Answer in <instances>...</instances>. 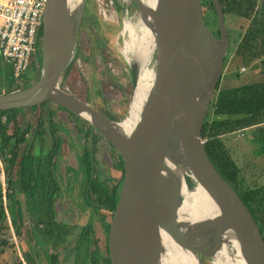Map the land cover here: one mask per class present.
Instances as JSON below:
<instances>
[{"label": "water", "instance_id": "obj_1", "mask_svg": "<svg viewBox=\"0 0 264 264\" xmlns=\"http://www.w3.org/2000/svg\"><path fill=\"white\" fill-rule=\"evenodd\" d=\"M127 1L153 43L147 65L152 83L129 130L121 123L135 112L141 51L127 61L130 102L121 119L108 117L90 100L61 87L75 55L88 0H47L39 75L29 86L1 94L0 111L51 103L91 126L120 156L123 175L107 238L110 264H180L170 258L162 241L165 236L195 264H214L221 251L229 258L236 253L244 264H264V241L255 221L216 171L201 142L230 44L219 0H211L218 36L204 23L201 0H154L153 5L123 0ZM132 38L134 42L140 35ZM195 185L205 191L216 213L182 219L181 189Z\"/></svg>", "mask_w": 264, "mask_h": 264}, {"label": "rangeland", "instance_id": "obj_2", "mask_svg": "<svg viewBox=\"0 0 264 264\" xmlns=\"http://www.w3.org/2000/svg\"><path fill=\"white\" fill-rule=\"evenodd\" d=\"M120 1L123 0H101V6H99V0H91L89 2V7L87 12L84 13L78 36L77 47L73 57V68L72 70H68L64 75L61 87L82 99H90L91 104L106 115L121 119L125 116L129 106L131 91L129 68L124 59L123 52L126 46H132L134 42L127 32L122 33L124 16L117 6L121 4ZM103 9L105 10V14L102 12ZM127 14L132 25L137 24L138 12L130 2L128 3ZM103 15H106V17ZM104 18H107V20L105 21ZM242 25L243 21L234 16H226L225 18L226 29L233 38H236ZM210 29L213 34H216L215 27H211ZM139 35L140 33L135 29L134 36L139 37ZM130 56L131 54L129 53L128 58ZM37 57H40L39 51L34 58L36 63L38 62ZM231 58L232 56L229 57V63L227 62L228 64L223 70L219 88L228 89L250 82L252 72L244 65L239 64L237 60L234 61L233 65L234 67L239 65L238 74L240 75L236 77L237 70H232L234 67L231 65ZM257 63L258 61H256ZM241 68H245L242 73L240 72ZM258 70H254V72H258ZM26 73L28 78L33 77V81L39 75V71H36L34 74L32 68L28 69ZM253 74L256 77L260 76V73L258 76L255 73ZM48 110L57 111V107L48 103L42 112L45 127L49 118ZM26 113L23 121L34 122V118H31L33 111L29 110ZM35 113L37 112L35 111ZM73 119L66 112L57 111L54 115V121L57 125L59 124L60 128L57 130L58 133L56 135L61 139L58 155L53 159L57 168L55 169L54 177L58 187L62 191V197L58 200L59 202L56 206V220L65 226L61 229L66 234L72 231V234L66 237L69 244H73V238L75 239L80 233L78 229L80 228L78 218L81 216L79 207L85 208L81 195L84 189L83 186H85L84 173L79 171V160L84 150L89 147L94 151V167L96 172L92 176L93 181L104 183V187L106 188L110 184L116 183L120 178V172L116 167L118 159L114 149L99 136L94 137L93 139L95 140L93 142L90 138L87 139L85 134L88 124H85L84 131L78 133ZM228 138L234 139L235 137L229 136ZM229 143L230 140L227 144ZM50 144V138L46 135L45 148L47 149ZM232 153V158L239 167L244 184L248 187L254 185L264 186V141L256 142L250 138L245 142L239 141L238 145L232 148ZM74 171L79 173L76 174ZM82 224L81 226H83ZM26 226L22 230L25 233V237L27 233ZM92 226L95 230L94 239L98 240V242L101 239L103 243L104 234L102 226L98 224L96 217L92 218ZM1 232L7 234L4 235L6 245L2 246L3 252L0 253V264H16L17 252L22 254L24 264H31V261L34 264H49L48 259L52 254L68 251L66 249L68 245L66 240L61 241L60 245L56 244L57 249L53 250L41 244L39 240H36L39 245L36 244L35 252H31V244L33 242H27L23 246L19 245L20 239L14 235L13 229L9 225L5 229H2ZM102 243H96V247L101 246ZM23 247L25 252L23 251ZM72 257L70 254L60 255L61 261L57 259V263L73 264L74 259Z\"/></svg>", "mask_w": 264, "mask_h": 264}, {"label": "trees", "instance_id": "obj_3", "mask_svg": "<svg viewBox=\"0 0 264 264\" xmlns=\"http://www.w3.org/2000/svg\"><path fill=\"white\" fill-rule=\"evenodd\" d=\"M219 2L223 10L224 22L226 16H234L243 21V25L240 26L241 30L238 31L236 38H233L227 30L230 44L228 54L224 60L223 70L229 63V57L232 56L231 65L237 60L239 64L244 65L251 72L257 69L261 72L259 77H255L251 79L250 82L243 83L237 87L228 89L219 88L220 82L218 83L215 94L205 115L201 139L206 140L203 143V148L210 162L216 171L237 193L255 221L264 241V186L254 185L248 187L244 184L239 167L232 158L231 149L224 142L225 138L229 136L235 137V134L238 132L244 133L243 136H245L243 139L245 141H247L248 138L256 142L264 141V0H219ZM201 5L204 9V23L209 29L215 27L216 34L214 35L218 36L216 14L211 0H201ZM256 61H258L257 64ZM39 62L40 58H38L37 63L33 58L28 69L32 68L35 74V72L38 71ZM73 63L74 59L69 70H72ZM236 67L232 68V70H237L236 77H239V65ZM0 68V94L18 90L20 87H11L13 80L10 69L7 66H2L1 61ZM26 74L24 76L25 78H27ZM251 75H253V73ZM32 82L33 80L30 79L29 84ZM47 104L48 102L33 107L39 111L37 117L39 129L45 122L42 117V112L47 107ZM57 109L58 111L66 112L70 115L62 108ZM5 112L15 111H3L1 113ZM55 113H57V111L48 110V123L50 125L53 140L52 159L58 155V148L60 146L59 137L55 135V131L59 129L54 121ZM107 116L116 119V117H112L111 115L107 114ZM73 121L79 125L83 124L85 126L86 124L78 119H73ZM87 126L85 136L87 139L90 138L93 142V140H95L93 138L99 135L91 126ZM83 128L84 127L80 125V127L77 128L78 132H81ZM116 155L118 159L116 167L120 172V178L115 184L109 185L106 188L104 187V183L93 181L92 176L96 172L94 167V151L88 147L84 150L79 160L80 170L85 174L87 179L84 200L86 205L94 212L99 213L102 218L111 217L122 180V161L117 153ZM58 196L59 192L55 179L53 180V190L50 195H36L37 201L41 203V206H38L37 209L38 221L35 225L38 235L34 237H40L42 240L41 243L45 242L46 236H51L55 230H59L60 225L55 221L56 216L54 210V204ZM8 197L12 200V195ZM27 197L33 199L35 196L31 195ZM10 214L13 215L12 211H10ZM4 220V211L0 209V223ZM40 225L42 227H39ZM86 232L85 230L83 236H85ZM5 244V242L0 243V253L3 252L1 247ZM90 259L91 264H96L92 257H90ZM49 260L50 264H57L55 255L52 254ZM102 264H110L108 257L102 260Z\"/></svg>", "mask_w": 264, "mask_h": 264}, {"label": "flooded vegetation", "instance_id": "obj_4", "mask_svg": "<svg viewBox=\"0 0 264 264\" xmlns=\"http://www.w3.org/2000/svg\"><path fill=\"white\" fill-rule=\"evenodd\" d=\"M90 1L91 0H88L87 2L85 12H87L88 10ZM120 2H121L120 4L121 6L119 4L117 5L119 10L122 11V15L124 16V18L127 21H129L130 24H132L130 18L127 17L129 1H127L126 3H124L123 1ZM106 20L107 18H105V21ZM122 33H125L123 31V28H122ZM123 53H124L123 54L124 59L127 62L128 57L126 56L125 52ZM71 64L69 65V67H71ZM32 78L33 77L31 78L23 77V79L19 82L13 81L11 87L13 88L20 87L19 89L27 87L30 85L29 81ZM29 110L33 111L31 118L32 119L34 118V122L23 121V119L25 118V114H27L26 112ZM10 111H15V112L1 113L3 111H0V209H2L5 214V220L2 223H0V243L5 242L4 235L7 234L5 232L2 233L1 230L5 229L9 225L10 228L13 229L14 235L18 237V239H20L19 245L23 246V244L26 245L27 242H31V243L33 242L31 244L32 246L31 252H35L34 250L36 244L39 245V243H37L36 240H40V243L42 241L40 237H34L35 235H38L35 225L38 221L37 209L38 206H41V203L37 201L36 195L41 196V195L51 194L53 190V180L55 179L54 173H55V169H57L56 163L52 159V155H53L52 132L50 130V125L48 122L46 127L44 122L41 128L40 129L38 128L39 127V124L37 122L38 109L25 108V109L10 110ZM35 111L37 113H35ZM80 125L84 127L82 130L84 131L85 126L83 124ZM80 125L76 123V130L77 128L80 127ZM57 130L55 131L56 132L55 135L58 133ZM46 135L49 136L51 143L47 149L45 148L46 145H44ZM59 143L61 146L60 138H59ZM79 171L82 172L80 168ZM74 173L77 174L79 172L74 171ZM83 177H84L83 179L85 180V186H83L84 189L82 190L81 195H82V202H84L85 208L79 207L81 216L80 218H78L79 221L78 225L80 227L78 229L80 233L75 237V239L73 238V244H69V242L66 240V237L68 235H71L72 231H70L69 234H66L65 231H62L61 229L62 227L65 226L59 221L57 222L56 220L57 218L56 206L59 202L58 200L62 197V191L57 185L59 196L55 201L54 210L56 216L55 221L57 222V224L60 225V227L59 230H55V232L51 236H46V240H44L45 242L41 243L43 245L50 247L53 250V249H57L56 244L60 245L61 241L66 240V243L68 244L66 249H68V251H66L65 253L58 252L53 254L55 255L56 262L57 259L58 260L60 259V255L63 256L64 254L65 255L70 254L73 256L72 257L74 259L73 264H81V263L91 264L90 257L94 259V263L96 264H102V260L106 257H108L109 260L107 238L109 231V222L111 217L102 218L99 213L94 212L90 207L86 205V202L84 200V191L86 189L87 179L85 174ZM9 195H12V200L8 197ZM31 195L35 197L33 199H31V197L29 198L27 197ZM10 211H12L13 215L10 214ZM93 217L97 218L98 224L102 226V230L104 234L103 243L102 240L100 239V242L102 244L101 246L99 245L98 247H96V243L100 244V242L94 239L95 230L92 226ZM81 224L83 226H81ZM25 225H27L26 237H25V233L22 232ZM39 227L42 226L40 225ZM85 230L87 232L85 236H83ZM23 251L25 252L24 247H23ZM49 259L48 262L50 264ZM59 261H61V259ZM207 262L208 261H204V264H211L210 262L208 263ZM16 263L24 264V261L22 259V254L19 252H17L16 254ZM31 264H34L33 261H31Z\"/></svg>", "mask_w": 264, "mask_h": 264}, {"label": "built area", "instance_id": "obj_5", "mask_svg": "<svg viewBox=\"0 0 264 264\" xmlns=\"http://www.w3.org/2000/svg\"><path fill=\"white\" fill-rule=\"evenodd\" d=\"M46 3L47 0H0V61L10 69L14 82L23 79L40 50ZM236 137L242 138L243 133L238 132ZM205 141L201 139L202 144Z\"/></svg>", "mask_w": 264, "mask_h": 264}, {"label": "bare ground", "instance_id": "obj_6", "mask_svg": "<svg viewBox=\"0 0 264 264\" xmlns=\"http://www.w3.org/2000/svg\"><path fill=\"white\" fill-rule=\"evenodd\" d=\"M145 1L150 5L154 4V0H145ZM101 4L102 2L101 0H99V6H101ZM102 12L105 14L104 9ZM104 17H106V15ZM135 29H137L138 32L140 33V39L137 38L134 40V42H136L137 44L136 48H134L133 45L126 46L124 52L126 56L128 57L129 53L132 55L133 53L137 51H141L140 55L142 58L143 67H142V70L139 76L137 90L135 93V98H134V103H133V110L135 112H132L131 117L129 116V118H127L121 123L122 127L125 130H129L132 127L136 109L138 105L140 104V102L142 101V99L144 98V95L147 89L150 87L152 83V79H153L151 70L147 68L148 56L153 49V43H152L151 37H149L150 36L149 31L141 23L137 22V24L132 25L130 24L129 21H127L124 18L123 31L127 32L131 36L132 40H133L132 36L135 34ZM127 60L129 61L130 58H127ZM180 194H181L182 202H181V206L179 209V216L182 219H194L198 217L202 218V217L212 216L216 213L214 205L211 203L210 199L208 198L205 191L201 188V186L195 185L192 188L182 187ZM162 241H163L164 246L167 248L169 252L168 254L170 258L172 259V261L177 260L178 262H180V264H195L192 256L187 253H182L171 242V240L168 237L166 236L163 237ZM232 253H233L232 258H229L226 252L221 251L219 254H217L214 257L213 263L214 264H244L242 259L236 253L234 252ZM166 262L170 263L169 260H166Z\"/></svg>", "mask_w": 264, "mask_h": 264}, {"label": "crops", "instance_id": "obj_7", "mask_svg": "<svg viewBox=\"0 0 264 264\" xmlns=\"http://www.w3.org/2000/svg\"><path fill=\"white\" fill-rule=\"evenodd\" d=\"M261 71L260 70H258V72L256 71V72H252V73H255V74H257V76H258V74L260 73ZM253 77H256V75H252V77L250 78V80L251 79H254ZM244 134V133H243ZM236 135V134H235ZM245 136V135H244ZM243 136V137H244ZM243 137L242 138H237L236 136H235V138L234 139H231V138H225L224 139V142H225V144L231 149V154H233L232 153V148L233 147H235L236 145H238V142L239 141H244L245 142V140L243 139ZM230 140V143L229 144H227V142ZM233 141H235V142H233Z\"/></svg>", "mask_w": 264, "mask_h": 264}]
</instances>
